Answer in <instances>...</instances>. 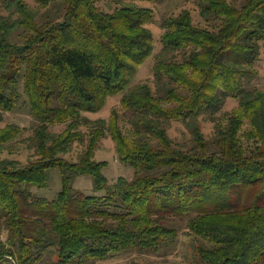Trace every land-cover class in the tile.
<instances>
[{
	"label": "trees",
	"instance_id": "obj_1",
	"mask_svg": "<svg viewBox=\"0 0 264 264\" xmlns=\"http://www.w3.org/2000/svg\"><path fill=\"white\" fill-rule=\"evenodd\" d=\"M62 1L63 16L41 24L24 0H0L8 11L0 14V152L22 131L1 126L17 105L9 91L22 77L40 121L26 138L36 146L35 160L0 158V264H38L50 252L53 264H93L133 246L158 251L178 233L171 215L191 216L189 230L204 239L199 264H264V91L242 78L254 73L263 49L264 0H199L203 18L222 20L216 29L197 24L188 8L162 21L155 79L159 89L170 86L159 95L138 83L122 98L135 138L116 110L110 120L82 112H98L126 90L154 53L153 9L125 5L107 13L96 0ZM21 28L27 34L17 41ZM231 95L239 108L218 125L215 143L199 125L191 147L175 142L166 123L190 124L204 111L216 120ZM56 122L68 125L54 136L49 127ZM83 123L91 127L88 150L67 160L60 154L82 138ZM106 134L119 159L136 169L133 179L109 183L108 162L94 158ZM55 167L63 177L59 196L37 197L33 187L47 188ZM80 175H91L106 194L76 188Z\"/></svg>",
	"mask_w": 264,
	"mask_h": 264
},
{
	"label": "rangeland",
	"instance_id": "obj_2",
	"mask_svg": "<svg viewBox=\"0 0 264 264\" xmlns=\"http://www.w3.org/2000/svg\"><path fill=\"white\" fill-rule=\"evenodd\" d=\"M30 9L34 12L36 19L44 24L49 21H55L60 19L64 13V4L62 0L54 1L49 4H42L35 0H24ZM236 5H240L242 0H229ZM97 4L104 11L114 12L117 8L132 5L136 7H148L154 11L153 20L148 23L149 28L154 33V53L144 62L139 68L137 74L132 79L129 87L118 93L108 97L105 106L98 112L86 111L82 112L83 117H89L92 120L106 119L110 120L113 115V110L119 112L121 118L120 123L126 133L130 137L135 138L136 135L128 122L126 109L122 103V98L128 92L131 87L138 85V83L148 82L150 83L155 92L159 95H164L167 87L170 86L169 82L162 89H159L155 79V57L156 54L163 47L162 35L163 29L161 23L164 19L180 14L184 9L188 8L192 10L194 21L197 24L206 26L211 29L218 28L222 22L220 19L207 20L201 16L200 9L201 4L199 0H96ZM0 14H8V11L3 7H0ZM25 29L21 28L13 33V39L22 41L27 34ZM184 54H180L182 59ZM253 72L251 75H246L243 81L247 83L248 87H256L264 91V44L263 49L260 52L259 58L252 66ZM168 80V79H167ZM14 91L18 97L17 105L14 110H9L4 113V119L1 122V126L14 123L18 124L22 131L19 136L10 141L7 147L0 152V158H14L21 160L24 164L35 160L38 155L36 146L31 141H26L34 134L36 127L40 121L35 117L31 111V105L29 103V97L24 91V78L22 77L19 83L14 86L9 92ZM166 105H170L168 101H165ZM239 98L231 95L223 105L222 109L216 113V120L211 119L210 112L204 111L199 114L190 124L181 122V120H172L167 124L169 133L175 140V142L183 148H189L193 144L194 140V128L195 125L201 127V131L204 133L207 140L215 143L217 127L219 124L223 125L227 122L228 112H233L239 108ZM67 122H56L50 124L51 133L57 136L64 131L67 127ZM249 126L247 121L245 128ZM82 132V138L76 140L73 146L66 152L60 155L67 160L77 162L82 157L83 153L88 150L91 127L83 123L80 127ZM94 158L98 161L105 160L108 162L104 168V174L107 176L109 183L114 184L120 176H125L128 179H133L136 175V169L130 165L123 163L119 159L117 153V146L114 139L110 134H106L101 137L98 147L95 150ZM50 182L49 186L45 189L33 187L34 194L37 197H43L48 200L56 199L59 196L63 186L62 170L60 167H55L49 170ZM75 187L85 192L87 195L103 196L106 194V190H99L95 187L94 179L91 175H80L73 182ZM190 215L169 216V225L177 228L178 233L175 237H171L165 240L158 251L141 250L138 246H133L120 253H115L110 257L97 260L93 264H199L197 257V249L201 242L204 240L200 236L192 234L189 230ZM7 233L4 231L3 238L5 239ZM55 260V253L50 252L45 254V258L38 264H53Z\"/></svg>",
	"mask_w": 264,
	"mask_h": 264
}]
</instances>
